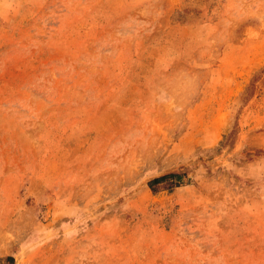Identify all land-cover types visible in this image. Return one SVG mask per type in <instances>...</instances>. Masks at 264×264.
Returning <instances> with one entry per match:
<instances>
[{
  "label": "rangeland",
  "instance_id": "rangeland-1",
  "mask_svg": "<svg viewBox=\"0 0 264 264\" xmlns=\"http://www.w3.org/2000/svg\"><path fill=\"white\" fill-rule=\"evenodd\" d=\"M0 264H264V0H0Z\"/></svg>",
  "mask_w": 264,
  "mask_h": 264
},
{
  "label": "trees",
  "instance_id": "trees-1",
  "mask_svg": "<svg viewBox=\"0 0 264 264\" xmlns=\"http://www.w3.org/2000/svg\"><path fill=\"white\" fill-rule=\"evenodd\" d=\"M228 136L223 138L227 140ZM222 143H219V145ZM185 175L183 173H167L159 177L153 178L147 182V188L152 194L157 192L156 187L161 186L162 189L172 190L182 186L188 185L189 180H184ZM10 261V258H6Z\"/></svg>",
  "mask_w": 264,
  "mask_h": 264
}]
</instances>
